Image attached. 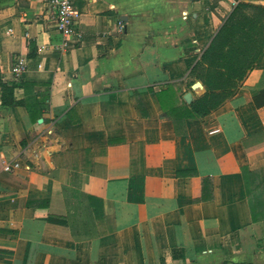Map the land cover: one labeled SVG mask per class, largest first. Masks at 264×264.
I'll return each instance as SVG.
<instances>
[{"label":"crops","instance_id":"crops-1","mask_svg":"<svg viewBox=\"0 0 264 264\" xmlns=\"http://www.w3.org/2000/svg\"><path fill=\"white\" fill-rule=\"evenodd\" d=\"M75 4L60 48L48 0H0V264H264V33H221L264 0Z\"/></svg>","mask_w":264,"mask_h":264},{"label":"trees","instance_id":"trees-1","mask_svg":"<svg viewBox=\"0 0 264 264\" xmlns=\"http://www.w3.org/2000/svg\"><path fill=\"white\" fill-rule=\"evenodd\" d=\"M241 6L242 5L238 6L232 12L226 24L221 29V33H223V37H225L222 39V42L232 46V50H234V52H239L236 50L256 41L254 37L259 31V26H261V31L264 33V21L263 23L260 22L261 17H264V9L260 7H253L255 10L251 13H247L246 8H241ZM214 44H212V46L204 54L206 62L216 68H214L213 71L216 74H214L215 79L211 78L213 72L210 71L209 73L208 83H210L209 87L211 88V93L208 94L204 105L206 106V110H209L218 104L219 100H216V96H218V94L215 92V89L220 88L223 90V93L225 90L228 91L232 89V86L229 84L230 77L232 76L230 74L231 72L218 70L220 67H225V64L222 61L227 58V54L221 56V53H219L218 55L215 51ZM261 47H263V45H261ZM256 58L257 56L253 57V62H255Z\"/></svg>","mask_w":264,"mask_h":264},{"label":"built area","instance_id":"built-area-1","mask_svg":"<svg viewBox=\"0 0 264 264\" xmlns=\"http://www.w3.org/2000/svg\"><path fill=\"white\" fill-rule=\"evenodd\" d=\"M47 11L49 18L54 21L63 38L59 47H68L73 35H81L77 26L80 11L75 4V0H48ZM27 67V58L20 55L14 59L11 70L14 76L18 78L22 76ZM4 168L6 170H11V165L6 164Z\"/></svg>","mask_w":264,"mask_h":264},{"label":"water","instance_id":"water-1","mask_svg":"<svg viewBox=\"0 0 264 264\" xmlns=\"http://www.w3.org/2000/svg\"><path fill=\"white\" fill-rule=\"evenodd\" d=\"M191 96V93H188V95L186 96V98L188 99Z\"/></svg>","mask_w":264,"mask_h":264}]
</instances>
